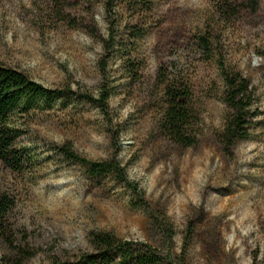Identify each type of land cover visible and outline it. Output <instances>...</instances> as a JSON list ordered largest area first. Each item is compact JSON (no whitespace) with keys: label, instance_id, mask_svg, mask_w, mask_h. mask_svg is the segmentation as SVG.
Wrapping results in <instances>:
<instances>
[{"label":"rangeland","instance_id":"1","mask_svg":"<svg viewBox=\"0 0 264 264\" xmlns=\"http://www.w3.org/2000/svg\"><path fill=\"white\" fill-rule=\"evenodd\" d=\"M222 1L0 0V63L59 92L15 115L24 165L0 162V195L22 254L0 239V264H90L100 234L163 264H264V0L238 15ZM225 71L252 103L228 152ZM175 80L192 94L188 148L162 130ZM113 162L126 179L91 171Z\"/></svg>","mask_w":264,"mask_h":264},{"label":"trees","instance_id":"2","mask_svg":"<svg viewBox=\"0 0 264 264\" xmlns=\"http://www.w3.org/2000/svg\"><path fill=\"white\" fill-rule=\"evenodd\" d=\"M220 4V10L224 13L237 15L241 9H250L256 13L260 5L259 0H223ZM233 4H239V8L234 10ZM198 41L206 52L210 51L211 44L206 37H199ZM224 82V99L230 111L218 141L228 152L231 147L248 137V115L252 103L249 83L240 73L225 71ZM58 95L57 90L49 89L24 73L0 63V162L12 171L21 173L24 165L21 153L16 147L22 132L15 123V115L29 111L38 102L51 105ZM166 95L168 108L162 122V130L174 143L184 148L192 147L196 144V137L190 133L195 117L190 88L178 80L171 81L168 82ZM102 97L107 100L106 94ZM60 151L67 158L89 164L87 160L72 154L66 147L60 148ZM90 166L94 175L115 172L124 177V170L117 162L91 163ZM11 210L10 200L0 195V239L7 241L12 248L8 223ZM93 246L95 253L90 257V264H163L151 249L137 247L132 242L119 241L111 234L94 235ZM12 249L18 252V255L22 254L20 249Z\"/></svg>","mask_w":264,"mask_h":264}]
</instances>
